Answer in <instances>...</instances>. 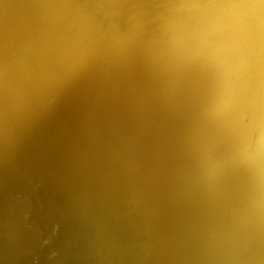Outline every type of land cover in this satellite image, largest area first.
<instances>
[{"label":"bare ground","instance_id":"6f19581e","mask_svg":"<svg viewBox=\"0 0 264 264\" xmlns=\"http://www.w3.org/2000/svg\"><path fill=\"white\" fill-rule=\"evenodd\" d=\"M0 264H264V0H0Z\"/></svg>","mask_w":264,"mask_h":264}]
</instances>
